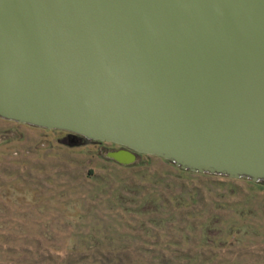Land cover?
<instances>
[{"label": "water", "instance_id": "obj_1", "mask_svg": "<svg viewBox=\"0 0 264 264\" xmlns=\"http://www.w3.org/2000/svg\"><path fill=\"white\" fill-rule=\"evenodd\" d=\"M0 117L264 183V0H0Z\"/></svg>", "mask_w": 264, "mask_h": 264}, {"label": "rangeland", "instance_id": "obj_2", "mask_svg": "<svg viewBox=\"0 0 264 264\" xmlns=\"http://www.w3.org/2000/svg\"><path fill=\"white\" fill-rule=\"evenodd\" d=\"M0 117V264H264V185Z\"/></svg>", "mask_w": 264, "mask_h": 264}, {"label": "flooded vegetation", "instance_id": "obj_3", "mask_svg": "<svg viewBox=\"0 0 264 264\" xmlns=\"http://www.w3.org/2000/svg\"><path fill=\"white\" fill-rule=\"evenodd\" d=\"M68 133V132H67ZM70 134V133H69ZM73 135V134H72ZM74 136H77V135H74ZM98 142H102V141H98ZM117 148H119V146H117V145H115L114 144V149H117Z\"/></svg>", "mask_w": 264, "mask_h": 264}, {"label": "trees", "instance_id": "obj_4", "mask_svg": "<svg viewBox=\"0 0 264 264\" xmlns=\"http://www.w3.org/2000/svg\"><path fill=\"white\" fill-rule=\"evenodd\" d=\"M72 135V134H71ZM80 137V136H79ZM168 161V160H167ZM168 162H170V161H168ZM170 163H172V162H170ZM250 181V180H249ZM255 183H259V184H261V185H264V183L263 182H255Z\"/></svg>", "mask_w": 264, "mask_h": 264}]
</instances>
